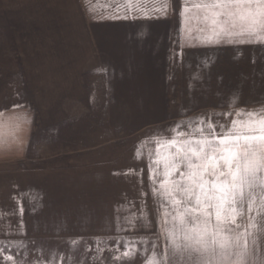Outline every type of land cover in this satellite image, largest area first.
<instances>
[{
	"label": "crops",
	"instance_id": "crops-1",
	"mask_svg": "<svg viewBox=\"0 0 264 264\" xmlns=\"http://www.w3.org/2000/svg\"><path fill=\"white\" fill-rule=\"evenodd\" d=\"M165 2L163 15L154 11ZM188 2L182 25L185 0H13L14 13L5 22L13 29L33 112L58 119L62 128L76 119L102 118L137 130L164 123L178 110L198 108L197 103L229 102L232 65L260 64L256 57L264 47L201 45L195 39L190 46L180 28H192L195 37V29L207 25L198 3ZM115 15L127 19H106ZM156 151V141H144L130 147V160L88 155L45 172L46 229L55 221L52 230L62 246L71 245L65 239L79 245L83 238L143 237L154 240L160 259L165 244L158 238V221L165 207L171 209L152 194L149 166ZM168 151L160 148L161 154ZM3 177L6 197L36 198L35 172Z\"/></svg>",
	"mask_w": 264,
	"mask_h": 264
},
{
	"label": "rangeland",
	"instance_id": "rangeland-1",
	"mask_svg": "<svg viewBox=\"0 0 264 264\" xmlns=\"http://www.w3.org/2000/svg\"><path fill=\"white\" fill-rule=\"evenodd\" d=\"M188 1L185 3L189 4ZM193 1L198 5L207 3V0ZM14 10L13 0H0V178L13 179L19 172H35L39 180L36 191H30L36 192V198L32 199L6 197L8 192L0 185V264H147L153 252L159 260L157 247H152L154 240L143 237L83 238L79 245L65 239L64 243L71 245L62 246L60 236H54L52 230L55 221H50L46 229L45 172L78 164L79 157L88 155L90 159L100 156L111 162L130 160V147L144 141L171 139L175 135L171 129L176 125H180L177 131L187 133L189 121L195 126L203 119L205 125L211 121L214 125H224L227 130L233 119L246 118L245 115L237 117L236 111L264 112V54L256 57L261 65H232L230 104L228 101L207 103L208 106L197 103L198 108L178 110L164 123L137 130L114 127L102 118L76 119L62 128L57 125L61 123L58 119L36 115L33 102L26 95L13 29L5 22V17H12ZM244 59L242 56L238 61ZM251 83L257 84L252 86ZM17 104L20 107H15ZM216 130L219 131V127ZM250 215L255 224L250 231L257 244L251 245L250 238L252 251L246 258L247 264H264V213L244 214L238 222L246 226ZM7 228H11L10 235L6 234ZM127 242L135 244V254L125 259ZM9 256L12 261L8 260ZM173 259L186 262L187 257L177 255Z\"/></svg>",
	"mask_w": 264,
	"mask_h": 264
},
{
	"label": "snow or ice",
	"instance_id": "snow-or-ice-1",
	"mask_svg": "<svg viewBox=\"0 0 264 264\" xmlns=\"http://www.w3.org/2000/svg\"><path fill=\"white\" fill-rule=\"evenodd\" d=\"M168 7L165 2L154 11L163 15ZM196 7L204 10L201 22L207 27L195 29V37L192 28H180L182 41L190 46L195 39L201 45L264 47V0H211ZM189 11L185 3L179 13L184 18L182 25L187 23ZM235 115L246 118L233 119L227 130L222 124L209 121L205 125L199 119L195 126L189 121L187 133L177 131L180 125H176L171 139L156 140L149 180L153 196L162 198L171 211L165 207L158 221V238L165 244L163 255L158 260L153 252L147 264H247L251 245L257 244L250 231L255 224L251 215L246 226L238 218L243 217L245 207L248 213H264V112L244 113L241 109ZM160 148L171 151L161 154ZM161 164L162 172L157 171ZM124 246L128 249L123 253L125 259L135 254L133 242ZM177 255L186 256V262L173 259Z\"/></svg>",
	"mask_w": 264,
	"mask_h": 264
}]
</instances>
